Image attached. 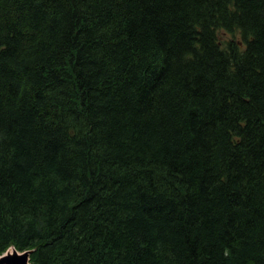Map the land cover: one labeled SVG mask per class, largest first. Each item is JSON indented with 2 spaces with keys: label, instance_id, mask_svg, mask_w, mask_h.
Instances as JSON below:
<instances>
[{
  "label": "trees",
  "instance_id": "obj_1",
  "mask_svg": "<svg viewBox=\"0 0 264 264\" xmlns=\"http://www.w3.org/2000/svg\"><path fill=\"white\" fill-rule=\"evenodd\" d=\"M10 246L264 264V0H0Z\"/></svg>",
  "mask_w": 264,
  "mask_h": 264
},
{
  "label": "water",
  "instance_id": "obj_2",
  "mask_svg": "<svg viewBox=\"0 0 264 264\" xmlns=\"http://www.w3.org/2000/svg\"><path fill=\"white\" fill-rule=\"evenodd\" d=\"M28 252L18 253L15 250L0 256V264H30Z\"/></svg>",
  "mask_w": 264,
  "mask_h": 264
},
{
  "label": "rangeland",
  "instance_id": "obj_3",
  "mask_svg": "<svg viewBox=\"0 0 264 264\" xmlns=\"http://www.w3.org/2000/svg\"><path fill=\"white\" fill-rule=\"evenodd\" d=\"M18 1H21V0H18ZM10 248L13 249L14 247H13V246H10L8 249H10ZM8 249H7V250H8ZM12 251H13V250H12ZM12 251L9 250V252H12Z\"/></svg>",
  "mask_w": 264,
  "mask_h": 264
}]
</instances>
